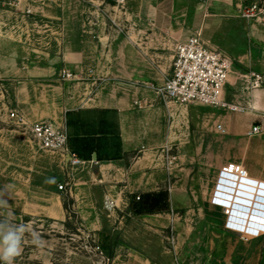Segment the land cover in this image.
Wrapping results in <instances>:
<instances>
[{"label":"rangeland","instance_id":"374dc122","mask_svg":"<svg viewBox=\"0 0 264 264\" xmlns=\"http://www.w3.org/2000/svg\"><path fill=\"white\" fill-rule=\"evenodd\" d=\"M138 1L0 0V200L6 201L0 205V221L25 226L21 253L13 264H264V236L245 239L227 231L223 211L208 206L212 157L241 155L252 137L246 133L238 141H229L222 128L215 127L216 138L205 142L204 133L216 108L179 105L158 94L167 114L161 123L174 136L156 152L160 183L174 204L168 217L140 218L130 213L131 204L114 208L104 199L101 184L72 196L60 155L42 149L28 132L8 120V111L17 108L18 96L28 97L24 92L28 86L45 79L52 82L51 87L33 89L36 96L40 92L59 99V90L73 84L63 81L65 66L69 68L80 55L85 60L87 54L110 53L130 27L132 35L136 32L148 41L142 45L145 50L158 52L159 65L168 64L167 75L180 39L162 30L148 39L145 31H136L149 27L147 16L141 19L134 13ZM254 4L257 8L246 16ZM184 5L182 13L172 15L178 24L174 32L178 35L183 27L192 34L199 31L209 47L231 59L232 67L246 48L242 25L264 23V0H186ZM159 17V22L166 20ZM244 74L237 73L236 87L226 84L227 101L241 99L243 89L251 87L256 74L252 78ZM81 79L85 80L76 82ZM77 119L67 113L69 135L76 130ZM137 156L136 152L127 154V165ZM259 167L264 168V163ZM30 184L58 191L64 216L48 217L40 214L35 203L28 205L26 186ZM58 184L64 185L61 192ZM219 240L225 241L223 252L216 251Z\"/></svg>","mask_w":264,"mask_h":264},{"label":"crops","instance_id":"0c3cea01","mask_svg":"<svg viewBox=\"0 0 264 264\" xmlns=\"http://www.w3.org/2000/svg\"><path fill=\"white\" fill-rule=\"evenodd\" d=\"M185 1L139 0L134 13L140 15L141 19L147 16L149 27L135 30L145 31V38L148 39L162 30L167 35L180 39L179 42L185 41L192 33L183 27L177 35L174 31L178 24L172 18V15L183 12ZM159 15L166 20L159 22ZM242 26L245 30L246 48L238 57V64L233 67L231 65L232 72L230 71L226 83L229 88L236 87L237 73H245L248 78L256 74L264 79V23L246 22ZM131 31V27L126 29V37L121 38L117 48H111L110 53L87 54L85 60L80 55L69 68L65 66L74 76L63 81H73V84L65 85L64 89L59 90V99L56 95L47 97L40 92L36 96L33 89L40 91L42 87L52 85V82L39 79L38 83L28 86V91H24L28 97L18 96L15 109L21 111L28 122L44 120L56 125L65 124L67 132L68 126L64 120L67 113L77 116L78 119L73 124L76 130L71 135L68 132L69 148L86 161L92 160V154L96 153V160L77 169L72 177L67 176L71 180L72 196L77 197L78 192L101 184L104 199L114 208L129 207L131 204L134 208H139V212L130 210V213L140 218L159 214L168 217L174 204L172 195L166 192L167 187L160 183L156 152L159 147L171 142L174 136L173 130L161 123V120H166L167 114L158 94L149 86L150 83L162 84L168 64L164 67L159 65L158 52L145 50L142 45L148 41L139 38L136 32L132 35ZM134 37L138 38L137 41H133ZM172 56L173 54L171 62ZM79 78L85 80L76 82ZM243 90L244 96H240L241 99L231 98L228 102L238 103L244 106V110H213L208 122L209 131L204 133V140L206 142L207 139L216 138V122H220L229 141L242 139L253 126H260L261 131L248 139L241 155L229 154L223 157L217 154L212 157L213 181L209 191L214 188L219 166L229 160L242 163L250 176L264 180V168L259 167L264 163V80L259 86ZM18 92L20 94L19 90ZM54 92L58 94V91ZM134 152L138 156L127 165L126 155ZM26 188V203H30V206L35 203L41 209L40 214L55 218L64 216L61 194L58 191L44 190L31 184ZM159 192L165 194L161 204ZM208 206H212L210 196ZM156 221L159 222L158 219ZM174 226L181 228L178 224ZM224 250L225 241L219 240L216 251Z\"/></svg>","mask_w":264,"mask_h":264},{"label":"built area","instance_id":"2783aa9c","mask_svg":"<svg viewBox=\"0 0 264 264\" xmlns=\"http://www.w3.org/2000/svg\"><path fill=\"white\" fill-rule=\"evenodd\" d=\"M256 8L254 4L246 16H251ZM231 65V59L209 47L197 31L175 45L170 72L154 90L179 105L197 104L243 111L244 106L228 102L224 97ZM73 76L67 70L62 72L63 79ZM262 80V76L255 75L251 87L259 86ZM8 120L28 132L42 149L58 153L68 177L86 163L93 162L82 159L69 148L65 124L56 125L44 120L28 122L17 109L8 111ZM216 127L221 129V125ZM260 131V126H253L247 134L253 136ZM63 189L64 185L58 184V190ZM210 203L223 211L225 229L245 239L264 234V180L250 176L242 163L228 161L219 168Z\"/></svg>","mask_w":264,"mask_h":264},{"label":"clouds","instance_id":"9594fccd","mask_svg":"<svg viewBox=\"0 0 264 264\" xmlns=\"http://www.w3.org/2000/svg\"><path fill=\"white\" fill-rule=\"evenodd\" d=\"M5 204L6 201L0 200V205ZM24 233V225H14L9 220L0 221V262L2 264H13L14 259L20 255ZM34 242H36L35 235Z\"/></svg>","mask_w":264,"mask_h":264},{"label":"trees","instance_id":"16d2710c","mask_svg":"<svg viewBox=\"0 0 264 264\" xmlns=\"http://www.w3.org/2000/svg\"><path fill=\"white\" fill-rule=\"evenodd\" d=\"M158 196H159V198H158V199H159V202H160V204H161V202H162V197H165V194L162 193V192H159ZM160 197H161V200H160ZM132 208H133V209H132L133 212H136V213L139 212V208H137V207H136V208L132 207ZM160 210H161V209H160Z\"/></svg>","mask_w":264,"mask_h":264},{"label":"water","instance_id":"95a60500","mask_svg":"<svg viewBox=\"0 0 264 264\" xmlns=\"http://www.w3.org/2000/svg\"><path fill=\"white\" fill-rule=\"evenodd\" d=\"M96 160V153H93L92 154V161H95Z\"/></svg>","mask_w":264,"mask_h":264}]
</instances>
